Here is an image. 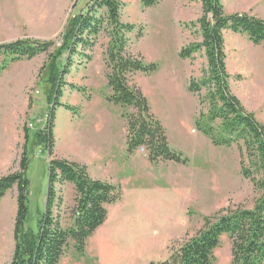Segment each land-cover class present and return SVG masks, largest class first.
Wrapping results in <instances>:
<instances>
[{"label":"rangeland","instance_id":"1","mask_svg":"<svg viewBox=\"0 0 264 264\" xmlns=\"http://www.w3.org/2000/svg\"><path fill=\"white\" fill-rule=\"evenodd\" d=\"M119 1L121 21L135 25L127 34L131 52L158 65L150 74L134 73L131 82L141 88L171 147L185 156V163H151L145 150L128 151L124 109L107 100L110 37L106 31L94 46L79 45L74 54L66 51L55 57L73 19L93 0H0V44L19 39L52 43L49 51L30 59L12 61L0 54V176L19 171L25 152L30 157L27 226L36 230L45 212L53 158L86 165L93 178L122 188V199L108 206L106 221L87 239L84 251L78 252L72 242L59 264H160L203 227L205 216L237 206L252 207L261 195L241 171L247 159L241 147L215 145L199 129L198 120L209 111L208 103L201 100L207 88L193 93L189 86L201 82L207 58L203 50L192 58H181L179 52L203 39L202 0H159L149 7L142 0ZM222 3L226 14L248 13L264 19V0ZM224 39L231 91L264 124V43L255 44L246 34L230 30H224ZM69 58L72 64L63 76L67 84L60 104L53 103L50 70L63 72ZM53 109L55 147L50 155L36 136ZM55 189L63 199L59 212L66 223L75 204V189L68 182H57ZM17 198L16 186L0 198V264L12 263ZM214 255V264H231L232 243L227 235Z\"/></svg>","mask_w":264,"mask_h":264},{"label":"trees","instance_id":"2","mask_svg":"<svg viewBox=\"0 0 264 264\" xmlns=\"http://www.w3.org/2000/svg\"><path fill=\"white\" fill-rule=\"evenodd\" d=\"M159 0H142L149 7ZM93 4V5H92ZM91 7L79 13L64 37V44L57 48L55 57L62 53L74 54L79 45L94 46L102 31L110 37L107 49L106 72L110 93L107 100L124 109L126 143L130 153L143 148L151 163L174 161L185 163L182 153L175 151L169 142L163 124L153 112L140 87L131 82L136 72L150 74L157 70L156 63H146L141 55L130 50L128 33L135 25L120 18L119 0H93ZM103 10V13L99 14ZM107 21V25L104 22ZM202 41L184 46L181 58H192L203 50L208 69L200 83H190L189 90L198 93L203 87L207 94L202 101L208 103L207 115H202L199 129L215 145L236 143L247 155L241 164L244 177L252 180L261 191L252 207L237 206L220 214L205 216L203 227L191 238L174 248L160 264H214L215 250L222 237L227 235L232 243L231 264H264V124L253 113H248L239 98L231 91L230 75L226 68L224 30L246 34L255 44L264 43V19L248 13L226 14L222 0H202L199 19ZM143 31H139L138 37ZM52 43L32 39H19L0 44V54L9 55L12 61L30 59L50 50ZM70 58L63 72L50 70L53 84V103H59L63 79L70 72ZM63 73V75H62ZM62 75V76H61ZM75 86V85H73ZM77 88V87H76ZM62 105V104H61ZM75 109L70 105H62ZM133 109L129 112L128 109ZM55 110L51 111L48 124L37 132L38 143L52 155L55 147ZM219 121L220 124L215 125ZM245 157V156H244ZM30 157L25 152L20 160V170L0 176V198L14 186L18 189V209L15 219V248L11 264H59L73 242L78 252H83L87 239L107 219L108 206L122 199L119 185L93 178L86 165L65 158L49 161V188L45 212L37 222V229L27 226L29 212V179L27 169ZM259 174L260 177L257 176ZM68 182L75 189V204L66 223L60 215L63 199L58 197L55 184ZM57 206V210H54Z\"/></svg>","mask_w":264,"mask_h":264},{"label":"water","instance_id":"3","mask_svg":"<svg viewBox=\"0 0 264 264\" xmlns=\"http://www.w3.org/2000/svg\"><path fill=\"white\" fill-rule=\"evenodd\" d=\"M141 150H143V149H141ZM153 264V263H152Z\"/></svg>","mask_w":264,"mask_h":264}]
</instances>
